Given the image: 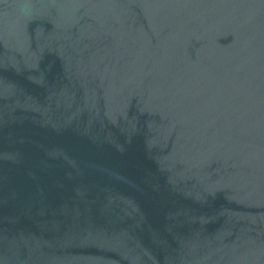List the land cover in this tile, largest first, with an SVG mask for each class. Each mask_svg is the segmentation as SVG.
Segmentation results:
<instances>
[{
	"label": "water",
	"instance_id": "1",
	"mask_svg": "<svg viewBox=\"0 0 264 264\" xmlns=\"http://www.w3.org/2000/svg\"><path fill=\"white\" fill-rule=\"evenodd\" d=\"M0 264H264V0H0Z\"/></svg>",
	"mask_w": 264,
	"mask_h": 264
}]
</instances>
